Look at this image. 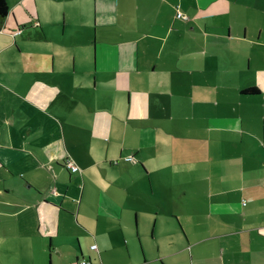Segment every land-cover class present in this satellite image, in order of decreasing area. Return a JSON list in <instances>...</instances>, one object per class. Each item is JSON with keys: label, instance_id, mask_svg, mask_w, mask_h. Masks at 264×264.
Wrapping results in <instances>:
<instances>
[{"label": "crops", "instance_id": "crops-1", "mask_svg": "<svg viewBox=\"0 0 264 264\" xmlns=\"http://www.w3.org/2000/svg\"><path fill=\"white\" fill-rule=\"evenodd\" d=\"M6 2L0 257L264 264V0Z\"/></svg>", "mask_w": 264, "mask_h": 264}, {"label": "rangeland", "instance_id": "rangeland-1", "mask_svg": "<svg viewBox=\"0 0 264 264\" xmlns=\"http://www.w3.org/2000/svg\"><path fill=\"white\" fill-rule=\"evenodd\" d=\"M175 131L178 133V130H175V129L173 130V133ZM170 138H171L172 142L175 144V146H173L174 147L173 150H176L177 149L179 151L180 148H183V147H178V146L181 145L180 144V138L177 139V136L176 135H175V138H172V137H170ZM74 222H75V224L74 223L73 224H70V226H69L68 229H70L74 233H79L80 232V224L77 221H74ZM81 233L83 234L84 232L82 231ZM143 240H144L143 241L144 244L146 246H148V248H151L152 247V250H154L156 248V245L158 243H161V237H155V238L144 237ZM81 243H82V245H84V248H85V249L83 248L84 249V251H83L84 252V256H83V259L82 260H85L86 262H88V257H90L91 261H95V260L97 261V260H99L97 254H94V253L88 251V247H86V245H85V243H86V239L85 238H82L81 239ZM138 247H140V243H138ZM0 259H2V257H0ZM7 260L8 259H2V261H5V262ZM48 262H49V258H48V255H47L46 258H44L42 264H48ZM53 263L54 264H57L58 263V257L56 255L53 256ZM7 264H10V262L7 261Z\"/></svg>", "mask_w": 264, "mask_h": 264}, {"label": "built area", "instance_id": "built-area-1", "mask_svg": "<svg viewBox=\"0 0 264 264\" xmlns=\"http://www.w3.org/2000/svg\"><path fill=\"white\" fill-rule=\"evenodd\" d=\"M176 16H177V18H180L182 20L189 19V16L188 15L184 14L183 12L179 11L178 9H177V12H176ZM17 32H19V30ZM124 159L127 160V161H130V160H133L134 157H133L132 154H130V155L125 156ZM64 164L72 172H76L79 169L78 166L75 164V162L73 160H71L70 158H66L65 161H64ZM90 247L92 249H96V244H92ZM87 263L88 262H86L85 260H82L80 262V264H87Z\"/></svg>", "mask_w": 264, "mask_h": 264}, {"label": "trees", "instance_id": "trees-1", "mask_svg": "<svg viewBox=\"0 0 264 264\" xmlns=\"http://www.w3.org/2000/svg\"><path fill=\"white\" fill-rule=\"evenodd\" d=\"M8 5L6 0H0V28L5 20V17L8 13ZM180 19V18H179ZM245 93H259V90L256 87H250L244 90Z\"/></svg>", "mask_w": 264, "mask_h": 264}]
</instances>
